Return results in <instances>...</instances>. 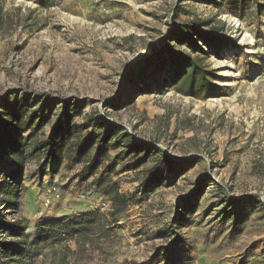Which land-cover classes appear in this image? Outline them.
Wrapping results in <instances>:
<instances>
[{"label":"rangeland","instance_id":"374dc122","mask_svg":"<svg viewBox=\"0 0 264 264\" xmlns=\"http://www.w3.org/2000/svg\"><path fill=\"white\" fill-rule=\"evenodd\" d=\"M181 33L203 52L175 41ZM170 51L209 85L179 91ZM139 62H150L146 84L130 74ZM3 94L9 105L29 96L27 116L47 119L29 145L68 103L85 134L117 128L160 150L142 162L108 148L98 173L117 185L116 206L81 187L80 164L40 175L43 156L28 146L20 198L0 206L26 227L23 264H264V0H0ZM164 156L175 173L155 168ZM14 169L4 155L0 185Z\"/></svg>","mask_w":264,"mask_h":264},{"label":"trees","instance_id":"16d2710c","mask_svg":"<svg viewBox=\"0 0 264 264\" xmlns=\"http://www.w3.org/2000/svg\"><path fill=\"white\" fill-rule=\"evenodd\" d=\"M173 36L177 42L182 41L191 49H201L196 47V40L193 34L181 33ZM214 45L221 44V41L210 39ZM168 60L166 67L171 69V81L176 82V88L188 93L194 87L206 88L209 85L207 73L197 67L196 63L189 57L180 55L177 52L170 51L167 54ZM157 60L152 61L155 63ZM164 66L165 60L161 62ZM147 62L145 65L137 63L133 68L132 74L136 77V82L145 83L147 77ZM159 64V63H158ZM131 80V79H130ZM8 94H3L0 97V164L3 161V156L9 154L16 169L11 170L5 181L0 185V206L14 209L16 201L20 198L19 178L23 170L27 156L25 149L28 146L34 145L32 153H38L43 156V162L39 165V174L42 175L46 165L50 162L61 163L69 168L72 165H81L77 177L81 187L87 191L100 192L110 198L115 204L121 205L123 197L117 193V185L111 183L109 178L104 173H98V169L108 159V148L116 149L121 145H125V151H121L122 158H140L144 161L145 157L151 150L160 151L154 144H148L147 150H144L142 145L133 143L125 133L117 132V128H112L105 134L98 136L85 134V127L78 125L73 121V117L69 111V104L64 103L63 110L58 116L56 122L51 126L48 135L38 142H32L34 135L40 130L47 120L44 115L33 114L27 116L26 107L30 102V97L24 95L17 99L12 105L7 102ZM30 102V103H29ZM35 102V101H34ZM81 104V103H80ZM38 118L37 124L35 120ZM91 122V119L89 120ZM95 128H100V125H94ZM132 142V143H131ZM108 171H113L111 166H107ZM157 170L162 171V174L175 173V162L164 156L162 160L156 162ZM92 178V182L88 180ZM118 204L116 206H118ZM0 209V264H23V256L20 251V246L27 239L25 233L26 227L22 220L13 219L6 220L3 212ZM87 217V214H84Z\"/></svg>","mask_w":264,"mask_h":264},{"label":"built area","instance_id":"2783aa9c","mask_svg":"<svg viewBox=\"0 0 264 264\" xmlns=\"http://www.w3.org/2000/svg\"><path fill=\"white\" fill-rule=\"evenodd\" d=\"M47 192H48V193H51L50 191H47ZM56 195H57V194H56ZM79 196H80L81 199H84L85 197L87 198V196H86L85 193H81ZM48 204H50V201L47 199V200H46V203H45V206H48ZM99 206H100L101 209H102V208L104 209V208H106L107 205H106L105 202H101Z\"/></svg>","mask_w":264,"mask_h":264},{"label":"bare ground","instance_id":"6f19581e","mask_svg":"<svg viewBox=\"0 0 264 264\" xmlns=\"http://www.w3.org/2000/svg\"><path fill=\"white\" fill-rule=\"evenodd\" d=\"M245 39H246V34L243 35V40H245ZM223 76L230 77V76H232V73L229 70H226V71H224ZM221 85L229 86V82L228 81H224V83L221 84Z\"/></svg>","mask_w":264,"mask_h":264}]
</instances>
